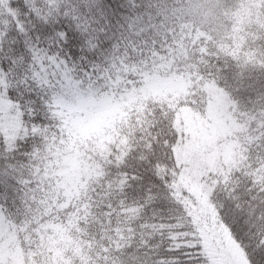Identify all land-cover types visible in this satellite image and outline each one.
<instances>
[{
	"label": "snow or ice",
	"instance_id": "6c2138e0",
	"mask_svg": "<svg viewBox=\"0 0 264 264\" xmlns=\"http://www.w3.org/2000/svg\"><path fill=\"white\" fill-rule=\"evenodd\" d=\"M0 264H264V0H0Z\"/></svg>",
	"mask_w": 264,
	"mask_h": 264
}]
</instances>
